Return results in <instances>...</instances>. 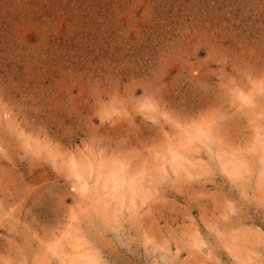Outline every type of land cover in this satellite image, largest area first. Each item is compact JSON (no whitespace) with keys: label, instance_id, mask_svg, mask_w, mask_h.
Masks as SVG:
<instances>
[{"label":"rangeland","instance_id":"374dc122","mask_svg":"<svg viewBox=\"0 0 264 264\" xmlns=\"http://www.w3.org/2000/svg\"><path fill=\"white\" fill-rule=\"evenodd\" d=\"M81 263L264 264V0H0V264Z\"/></svg>","mask_w":264,"mask_h":264},{"label":"bare ground","instance_id":"6f19581e","mask_svg":"<svg viewBox=\"0 0 264 264\" xmlns=\"http://www.w3.org/2000/svg\"><path fill=\"white\" fill-rule=\"evenodd\" d=\"M242 95V94H241ZM240 95V96H241ZM249 100H250V97L248 96V95H243V96H241V102L242 103H244V104H246V103H248L249 102ZM242 103H241V105H242ZM249 104V103H248ZM238 105H239V103H238ZM178 134V133H177ZM196 134V133H195ZM199 134V133H198ZM185 135V134H184ZM182 136V135H181ZM187 136H192L191 134L190 135H187ZM195 136V135H194ZM196 138V137H195ZM168 139V138H167ZM173 139H175V138H173ZM169 140V139H168ZM186 140V139H185ZM172 141V140H171ZM170 142V141H169ZM168 142V143H169ZM180 142L182 143V144H184V146H186V147H188L189 148V144L190 143H192V139L191 138H188L184 143L180 140ZM170 143H173V142H170ZM177 146V145H176ZM172 144L170 145V148H169V150L170 151H173V155H172V158L173 159H176L178 156H179V153L177 152L178 151V149H177V147H179V146H177V147H172ZM186 147H183V148H186ZM194 147V146H193ZM182 148V149H183ZM187 148V149H188ZM186 149V150H187ZM186 150H184V151H186ZM189 151H191V149L189 150ZM186 152H188V151H186ZM171 158V159H172ZM72 164V166L74 165V162L73 163H71ZM162 164H164V161H162ZM88 166V165H87ZM91 166H93L92 164H91ZM91 166H90V168H91ZM74 167H77V164H76V166H73V167H71V168H74ZM81 168L82 167H80V170H81ZM78 167H77V171L75 170V171H73V176H74V174L75 175H77V177H76V179H75V181L76 182H78L77 181V178L78 179H80V178H82L81 177V175L78 173ZM93 169V168H92ZM70 171V170H69ZM72 172V171H71ZM71 172H70V174H71ZM82 172V171H81ZM235 172V171H234ZM69 174V175H70ZM98 175L100 176L101 174L100 173H98ZM98 175H96L97 177H98ZM65 177V176H64ZM97 177H95V180L97 179ZM84 178V177H83ZM85 179V178H84ZM84 179H82V181H81V179H80V181H81V184L79 183L78 185H79V187H81L82 189H85V190H88V182H87V180H84ZM94 179V178H93ZM92 179V180H93ZM72 180H74V179H72ZM90 183V182H89ZM125 183H126V180H125V178L123 177V176H120L119 175V178H114V179H108V181H105L104 182V184H103V190H102V193H101V195H103V196H107V195H109L110 194V198H113L114 199V197L115 198H117L119 195H120V192H121V189L124 187V185H125ZM93 184H94V187H92V188H90L89 187V189H90V191L93 193V191L92 190H94V192H97V191H99L98 190V188H95L96 186H97V183L96 182H94L93 181ZM133 185V184H132ZM134 186V185H133ZM133 186H132V188H133ZM80 191H82L81 189H79ZM78 190V191H79ZM133 190V189H132ZM84 191V190H83ZM82 191V192H83ZM89 193V192H88ZM90 195V194H89ZM94 195H96V193H94ZM120 198V197H119ZM98 199H100V198H98ZM96 208V207H95ZM94 208V209H95ZM103 209H105V208H103ZM101 211V210H100ZM104 212V211H103ZM105 215V214H104ZM104 217V216H103ZM78 242V241H77ZM82 242V241H81ZM76 243V242H75ZM76 244H78V243H76ZM85 244V243H84ZM72 245V244H71ZM77 246H79V244L77 245ZM73 247V246H72ZM83 250H84V248H83ZM80 253V252H79ZM74 255H75V253H74ZM90 255V254H89ZM87 256V255H86ZM81 262V261H80ZM87 263V262H86ZM85 263V264H86ZM81 264H83V263H81ZM88 264H90V263H88Z\"/></svg>","mask_w":264,"mask_h":264}]
</instances>
